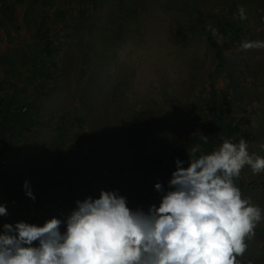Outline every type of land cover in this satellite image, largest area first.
Listing matches in <instances>:
<instances>
[{
  "label": "rangeland",
  "instance_id": "rangeland-1",
  "mask_svg": "<svg viewBox=\"0 0 264 264\" xmlns=\"http://www.w3.org/2000/svg\"><path fill=\"white\" fill-rule=\"evenodd\" d=\"M61 4V9L51 10L48 20L49 33L61 50L45 87L29 84L28 70L17 77L7 72L8 81H19L10 90L23 96L38 93L41 100L35 112L37 124L18 138L15 159L23 198L18 204L34 205L23 187L27 180L35 198L45 200L49 220L62 221V232L76 201L98 198L102 189L133 199L132 209L158 207L162 194L154 185L160 182L168 189L175 170L172 152H190L192 147L182 143L203 137L212 114L223 116L226 123L235 117L239 130L234 143L242 138L250 155L264 157V49L241 48L246 40L264 41V0H63ZM240 8L246 19H240ZM200 14L223 48L222 60L195 23ZM225 21L239 28V37L229 42V48L218 31ZM8 26L15 31V25ZM24 29L15 31L11 40L7 32L0 33L1 59L31 44L36 28ZM15 41L21 45L13 46ZM225 91L230 93V116L227 107H221ZM143 118L155 119L161 129L129 143L132 120ZM236 183L242 195L260 207L262 216L254 237L246 240L247 250L237 259L241 264H264V171L253 174L245 165ZM19 211L0 215L1 231L14 217L31 223L32 213ZM36 224L43 225L40 219Z\"/></svg>",
  "mask_w": 264,
  "mask_h": 264
},
{
  "label": "clouds",
  "instance_id": "clouds-1",
  "mask_svg": "<svg viewBox=\"0 0 264 264\" xmlns=\"http://www.w3.org/2000/svg\"><path fill=\"white\" fill-rule=\"evenodd\" d=\"M239 13L247 18L243 8ZM241 48L264 49V41L246 40ZM188 155L187 167L176 159L167 190L154 185L162 194L158 207L132 209L118 191L102 189L98 198L76 201L66 231L56 217L42 226L5 223L0 264H241L237 257L262 216L236 180L245 165L264 171V157L250 155L242 138L224 139L207 154L196 145ZM23 187L35 200L27 180ZM0 215H7L4 204Z\"/></svg>",
  "mask_w": 264,
  "mask_h": 264
},
{
  "label": "trees",
  "instance_id": "trees-1",
  "mask_svg": "<svg viewBox=\"0 0 264 264\" xmlns=\"http://www.w3.org/2000/svg\"><path fill=\"white\" fill-rule=\"evenodd\" d=\"M97 1V0H92ZM63 0H0V25H6L4 28L7 34L5 35L8 40L14 38L11 35L12 28L8 24H5L3 19L6 18L11 25H15V31L29 26L36 28V34L31 44L22 52L15 51L0 56V65L5 64V72L3 78L0 79V181L5 182L8 189L17 191L21 185V178L17 174V144L19 139H23L25 134L30 131L32 126L37 124L35 119V112L40 106V96L35 93L33 96H23L19 92H13L10 90L18 85L19 81H8L7 72L11 73V76H22L24 70L29 71V75L25 76L26 81L29 84H34L39 88L45 87V81L49 78V73L55 72L57 69L56 55L60 52L61 46L56 43L53 36L50 35L49 16L53 8L56 10L61 9L60 5ZM20 7H25L23 15V21L20 24L18 17H16L17 10ZM61 11V10H60ZM58 11H56L57 13ZM220 19V18H219ZM7 22V21H6ZM19 22V23H18ZM8 23V22H7ZM195 23L199 25L207 36L209 43L216 50L217 59L222 60L223 48L214 39L209 28L204 24L205 19L203 14H200ZM3 27L1 26L0 29ZM224 35V45L229 48V42L238 38L239 28L231 24L229 21H225V25L218 27ZM33 37V36H32ZM4 38V37H3ZM0 38V43L3 40ZM20 40V37L18 38ZM19 42V41H18ZM18 42H14L13 46L21 45ZM43 90V89H42ZM229 91H225L224 97L221 101V107L226 106L228 115H231V103L229 100ZM217 103V102H216ZM212 110L211 112H213ZM212 124L207 130V133L203 137L194 136L191 140L184 141L183 147H194L200 145L203 153H211L214 149L218 148L224 139H230L234 142V135L239 130V124L236 118L230 116L229 122H225L223 116H216L212 114ZM144 121V122H143ZM161 129L160 124L153 118H143L141 121L132 120L127 135L128 142L133 144L137 143L146 135H155ZM66 130L63 131L65 133ZM247 135V141H250L249 134ZM207 136V143L204 142V137ZM20 137V138H19ZM19 138V139H18ZM173 166L176 169L175 161L180 159L183 161V167H187L189 164V155L178 150L172 152ZM240 188V187H239ZM242 191V188H240ZM42 201V200H41ZM34 200L35 206L42 209L46 206L44 201ZM127 204L134 206L135 201L129 200ZM30 207V206H29Z\"/></svg>",
  "mask_w": 264,
  "mask_h": 264
},
{
  "label": "crops",
  "instance_id": "crops-1",
  "mask_svg": "<svg viewBox=\"0 0 264 264\" xmlns=\"http://www.w3.org/2000/svg\"><path fill=\"white\" fill-rule=\"evenodd\" d=\"M25 9H26L25 7H20V9L17 10V12L15 14L16 17H18V20L17 21H19L20 24L23 21L22 19H23V15H24ZM3 21H4L5 24L11 25V23L6 18H4ZM1 26L3 28L0 29V33H1V35H4V34H6V32L4 30V28H6V25L1 24L0 27ZM21 28H23V27H21ZM14 32L15 31H12L11 32V35L12 36L15 34ZM22 37L23 36L21 34L20 39ZM20 192H21V189H19L17 191L8 189L6 183L0 181V204H4L6 206V208H7V210H12V211L13 210H16V211L20 212L19 209L25 208L26 209V212H29L30 211V213H32V215H28V218L31 220V223H35L36 224L39 221V219H40L41 220V224H43V222H46L47 220H49L48 216L44 212V209L46 208V206H44V208H42V209H39V208H37V206H35V202H34V205L32 204V206L29 205V204H27L26 202H25V204H22V205H25V206H22L21 204H18L20 202L19 199H23L21 197V193L22 192L21 193ZM27 199L29 200L30 198H27ZM37 200L38 201H41L42 200V201L45 202V200L41 199L40 197H38ZM16 201H18V202H16ZM24 201H26V200H24ZM20 206H22V207H20ZM18 221H20V219L18 220V219H16L14 217L9 222L12 223L13 225H15V223L18 222Z\"/></svg>",
  "mask_w": 264,
  "mask_h": 264
}]
</instances>
